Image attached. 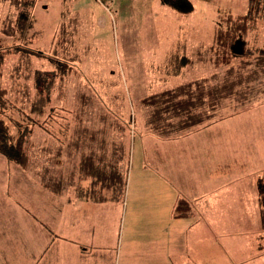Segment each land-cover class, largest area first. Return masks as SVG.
Segmentation results:
<instances>
[{"label":"rangeland","instance_id":"374dc122","mask_svg":"<svg viewBox=\"0 0 264 264\" xmlns=\"http://www.w3.org/2000/svg\"><path fill=\"white\" fill-rule=\"evenodd\" d=\"M23 1L26 5L17 8L12 0H0V80L11 92V106L2 114L12 127L17 121H36L31 124L35 146L26 170L0 154V248L4 249L0 264H43L35 257L41 245L71 250L59 264L173 263L167 255L189 264H264V230L257 205V179L264 178V81L245 107L231 106L187 135L159 137L147 127L141 99L224 69L192 57L182 75L168 74L162 65L152 70L149 60L140 58L145 54L125 47L121 26L100 0ZM219 1L232 12L244 11L248 2ZM260 6L256 27L247 37L253 48H264V0ZM22 11L29 12L30 29L8 36L4 30L10 24L18 27ZM89 13L94 15L91 24L86 22ZM76 21L81 40L71 46L74 69L63 78V93L60 74L56 76L46 103V92L40 91L34 73L55 67L31 56L28 70L22 48L52 54L60 29ZM163 32L159 29L160 35ZM132 38L131 33V42ZM168 61L170 72L175 66L177 71L181 60ZM43 101L44 115L32 113L45 107ZM85 127L88 133L81 147L87 143L99 152L91 141L97 131L107 141L108 156L113 150L124 151L119 200L90 204L85 198L82 203L72 192L55 194L39 182L42 168L54 172L55 167L71 165L67 143L76 129ZM221 172L228 174L220 179ZM180 197L197 200L194 218L174 220ZM75 250L87 255L84 260L76 259Z\"/></svg>","mask_w":264,"mask_h":264},{"label":"trees","instance_id":"16d2710c","mask_svg":"<svg viewBox=\"0 0 264 264\" xmlns=\"http://www.w3.org/2000/svg\"><path fill=\"white\" fill-rule=\"evenodd\" d=\"M12 3L17 8L26 5L23 0H12ZM260 3L261 0H248L247 11L244 14L220 13L217 17L213 43L205 48L200 46L196 50L195 56L198 60L208 61L214 69H224L223 72H213L210 75L184 80L141 100V104L147 109V127L150 132L163 138L187 134L212 119L220 117L227 108L245 107L252 101L256 87L262 80L264 81V48L249 47L247 42L248 34L256 27V21L263 10ZM28 13V11H22L18 27L10 24L4 33L8 36H16L19 31L23 34L30 29ZM72 33L69 27L63 26L60 29L56 48L52 54L38 49L28 50L27 46L22 48L28 70L31 68V56H35L36 59H46L51 66L55 67V70L51 72L39 69L34 73L40 91L46 92V103L50 101L48 96L51 94L56 76L60 74L59 88L63 93V78L74 69L76 56L71 55ZM18 51L22 52L21 49ZM172 59H180L181 63L177 71L174 65L171 75H180V72L182 75V69L187 65V58L173 57ZM236 62H238L237 65H235ZM10 96L11 92L0 80V154L8 162L26 170L33 160L35 145L31 140L33 132L31 124L36 121H32L31 118V122L17 121L16 126L12 127L2 114L11 106ZM46 103L45 107L42 104L41 108L31 112L44 115ZM99 132L102 133L101 130ZM87 133V127L82 130L76 129L74 136L69 139L67 151L73 157V162L72 158L70 159L71 165L67 163V165L55 167L54 172L44 167L38 178L42 186L51 192L61 193L64 188L73 189L77 197L86 198L91 203L119 200L123 195L121 189L124 186V172L120 167L124 151L113 150L111 156H108L107 141L103 133L98 136L97 131L91 135V141L98 144L100 151L98 152L91 145L87 146V143H84L86 147H81ZM64 142L66 143V140ZM88 147L89 151H84ZM77 156H80L79 161L76 159ZM68 166H72V170H69ZM84 181L89 183L87 185L80 183ZM257 205L261 228L264 230V178L257 179ZM174 215L184 218L192 216V204L187 199H179Z\"/></svg>","mask_w":264,"mask_h":264},{"label":"crops","instance_id":"0c3cea01","mask_svg":"<svg viewBox=\"0 0 264 264\" xmlns=\"http://www.w3.org/2000/svg\"><path fill=\"white\" fill-rule=\"evenodd\" d=\"M100 1L106 6L107 11L111 15L110 18L112 19V21H114L115 23H119V25L121 26V29L124 32V39L126 40L125 47L127 49H130V46H132V50H136L139 54H145V57L143 55V57L140 58L144 60L146 58L147 60H149V67L152 70L156 68L159 69L162 65L161 68H164L165 72L168 74L173 72H170V64L168 61L169 58H196L195 53L197 52L196 50H198V47L203 46L205 48L206 46H209L213 43L217 17L220 13H232L237 15L244 14L247 11V8H244V11L242 12H232L231 10L229 11V5H221L222 3H220L219 0H216V3H212L211 0ZM229 4L231 6V2H229ZM92 16L94 17L93 13H89L86 16V22H88L89 24L93 22ZM78 26L79 22L77 21L76 23H73L72 26L71 24H69V29H71V31L73 32L72 43L74 44V47H76V43L81 40V38H79V35L76 36L78 34ZM159 29H162L164 31L161 35L159 34ZM131 33L133 34L132 42L130 40ZM164 33H168L169 35L163 36ZM74 47L72 51L74 54H76L77 50ZM161 51L163 54L160 56V58H157L156 55ZM160 59L164 60L158 64L157 60ZM183 70L184 67L182 69V73ZM231 169L233 168L231 167ZM217 172L219 171L217 170ZM227 174L228 172H221L217 174V177L221 179L224 175ZM67 192H72L75 197H77L75 191L69 188H64L61 193H53L62 194ZM181 198L187 199L192 204L193 215L185 218L176 217L173 211L172 216L174 220L194 218L196 215L195 207L197 200H191L187 197H180L179 199ZM79 201L85 203L87 200L80 199ZM113 201L114 199L107 202ZM90 204L92 203L90 202ZM39 223L42 227L44 226L40 221ZM192 226H194V224H192ZM45 230L50 232L51 235L54 234V231L50 226H47ZM0 250L4 249L0 248ZM35 251V257L38 260L43 259V264H59L60 260H62L63 257H66L67 253L71 250L68 248H63L60 245L59 247L54 245L51 248L50 246H47L42 249L41 245L37 247ZM85 251L87 253L88 248H86ZM73 253L77 260H84V258L87 256L85 254H81L78 250H75ZM167 257H169L174 264H189L188 260L173 259L171 255H167ZM78 264L86 263L78 262Z\"/></svg>","mask_w":264,"mask_h":264}]
</instances>
